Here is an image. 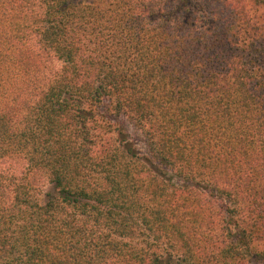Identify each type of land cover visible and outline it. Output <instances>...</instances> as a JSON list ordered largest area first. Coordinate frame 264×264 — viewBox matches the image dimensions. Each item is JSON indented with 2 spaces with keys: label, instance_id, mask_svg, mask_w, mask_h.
I'll use <instances>...</instances> for the list:
<instances>
[{
  "label": "trees",
  "instance_id": "16d2710c",
  "mask_svg": "<svg viewBox=\"0 0 264 264\" xmlns=\"http://www.w3.org/2000/svg\"><path fill=\"white\" fill-rule=\"evenodd\" d=\"M169 2L0 0V264L252 259L264 27Z\"/></svg>",
  "mask_w": 264,
  "mask_h": 264
},
{
  "label": "rangeland",
  "instance_id": "374dc122",
  "mask_svg": "<svg viewBox=\"0 0 264 264\" xmlns=\"http://www.w3.org/2000/svg\"><path fill=\"white\" fill-rule=\"evenodd\" d=\"M196 4L197 10H203L206 13L212 11V14H215L216 18L224 19L225 21H236L241 23L243 20V9L245 8L244 14L252 19L258 24L264 27V0H189ZM237 3V4H236ZM174 4L171 0L169 2V7ZM234 13V14H233ZM198 15V14H197ZM224 17H230L224 18ZM203 20V18H201ZM204 21V20H203ZM211 27V25H209ZM56 67H60L59 62H55ZM107 115V114H105ZM124 123L128 138L132 141L137 149L142 154H148V149L145 144V137L142 135L141 131L134 126L132 123L128 122L125 119H122ZM43 195L41 200L44 199V195L47 192L53 190V185L48 181H45L43 184ZM253 257L252 259H247L245 261L239 262V260L234 264H264V239L254 243L253 247Z\"/></svg>",
  "mask_w": 264,
  "mask_h": 264
}]
</instances>
